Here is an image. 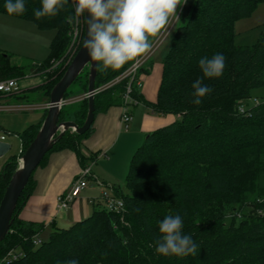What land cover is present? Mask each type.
<instances>
[{
	"label": "trees",
	"instance_id": "trees-1",
	"mask_svg": "<svg viewBox=\"0 0 264 264\" xmlns=\"http://www.w3.org/2000/svg\"><path fill=\"white\" fill-rule=\"evenodd\" d=\"M4 3L0 0V13L9 15ZM261 3L264 0H184L164 57L157 99L148 103L155 113L174 118L146 135L131 158L125 188L114 187L123 209L97 207L90 216L55 228L43 239L39 238L43 224L15 215L0 242V264H66L70 259L78 264H264V102L243 106L251 91L264 85V34L252 45L235 42L236 22ZM61 4L55 16L36 19L33 12L40 8V0H25L23 14L10 15L32 21L42 30L53 29L55 35L48 57L41 61L17 63L0 48V80L40 73L44 83L37 94L49 99L69 65L73 7L71 0ZM216 53L225 57L223 74L204 78L198 61ZM129 65L116 71L98 68L96 86L105 85ZM142 71L143 67L138 76ZM88 74L85 67L66 96L87 93ZM198 77L212 91L195 105L191 84ZM126 84L127 79L97 92L95 114L121 105ZM138 93L134 85L133 96L140 100ZM21 97L37 101L35 95ZM75 104L65 106L61 119L74 112L82 125L88 98ZM42 120L18 132L20 152L11 155L0 171V200ZM92 129L93 124L83 135L66 131L39 165L53 151L77 149ZM32 182L33 174L17 210ZM172 214L181 215L182 232L196 245L193 254L165 257L155 252L158 224Z\"/></svg>",
	"mask_w": 264,
	"mask_h": 264
},
{
	"label": "crops",
	"instance_id": "crops-1",
	"mask_svg": "<svg viewBox=\"0 0 264 264\" xmlns=\"http://www.w3.org/2000/svg\"><path fill=\"white\" fill-rule=\"evenodd\" d=\"M5 20L9 22V25L31 31L34 34L32 37L36 39H31L30 41H39V43L42 41V45L50 49L55 30L54 32L47 31L45 33L44 30L38 27V29L29 27L27 24L31 25L34 23L32 21L30 23L23 19V22L26 23L20 25L19 23H15L18 21ZM240 21L242 19L236 22V29L239 28ZM176 23L172 25L170 22L165 30H162L157 37L153 38L152 44L159 37H167ZM0 48L11 53L12 59L19 56L26 60H41L17 54L3 48V46H0ZM154 52L145 62L143 71L139 75L140 85L138 87V94L140 100L132 104L131 108L129 106L132 119L127 127H125L121 120L122 104L113 105L106 111L98 112L94 118L92 132L81 139L77 145V149H63L51 152L44 164L39 165L33 172L32 189L21 203L16 215L20 220L43 224V229L39 234L40 239L47 238L55 228L68 227L90 216L97 207H106L102 196L104 194L116 196L114 187H122L121 182L124 177L126 179L127 175L125 176V173L129 169L131 158L138 147L143 144L146 135L173 120V115L157 114L153 111L150 104H148L154 103L157 99L163 72V61L166 55L165 53L154 55ZM19 81L22 88L21 93L18 94L20 96L17 94L15 96L0 95V102H15L14 100H22V102L15 104L2 103L0 106L18 105L21 108H37L39 109V115L26 120L30 121L28 122L30 124L37 123L42 120L44 111L47 109L45 105L49 101V99L43 98L42 93L39 92L37 94L36 91L44 83L42 75L40 73L27 74L25 77L19 79ZM21 95H35L37 101H24L25 97H21ZM84 95L85 93L83 92H76L73 95L70 93V95L66 96V103L63 105V109L67 105L78 103L83 99ZM250 97L251 99L248 102L251 104H246L245 107L253 106L254 97L256 104L264 102V100L256 96L251 95ZM68 119L75 120L74 112H69ZM28 123L25 124L26 126L23 129L30 125ZM90 162L95 163V165H90L91 171L87 176V186L68 209H58L57 197L69 190L73 181L80 175L83 167L89 165Z\"/></svg>",
	"mask_w": 264,
	"mask_h": 264
},
{
	"label": "clouds",
	"instance_id": "clouds-1",
	"mask_svg": "<svg viewBox=\"0 0 264 264\" xmlns=\"http://www.w3.org/2000/svg\"><path fill=\"white\" fill-rule=\"evenodd\" d=\"M25 0H5L4 9L9 15L23 14ZM73 16H84L87 23V38L83 42L90 60L97 68L113 71L143 56L151 47V39L166 29L181 0H71ZM40 8L34 10L36 19L55 16L62 6L61 0H40ZM87 13V16L85 15ZM204 78L222 76L225 57L216 53L198 61ZM192 103L199 105L212 89L197 78L191 84ZM180 214L166 215L158 224L159 239L155 252L162 256L184 257L196 249L190 235L182 232ZM66 264H78L76 259Z\"/></svg>",
	"mask_w": 264,
	"mask_h": 264
},
{
	"label": "water",
	"instance_id": "water-1",
	"mask_svg": "<svg viewBox=\"0 0 264 264\" xmlns=\"http://www.w3.org/2000/svg\"><path fill=\"white\" fill-rule=\"evenodd\" d=\"M87 16V13L85 14ZM87 23L84 18V34L81 45L75 56L69 63L62 77L55 83L50 91L49 101L45 117L37 131L33 141L19 156L17 167L14 170L4 195L0 200V242L9 233L13 224L19 199L29 183V180L46 154L61 139L66 131L72 130L78 135L85 134L91 127L95 118V95L98 92L96 77L98 68L96 62L90 60L83 42L87 38ZM88 67V110L82 125L75 120L61 119L63 105H65L67 91L82 71ZM11 145L7 141L0 140V158L10 150Z\"/></svg>",
	"mask_w": 264,
	"mask_h": 264
},
{
	"label": "rangeland",
	"instance_id": "rangeland-1",
	"mask_svg": "<svg viewBox=\"0 0 264 264\" xmlns=\"http://www.w3.org/2000/svg\"><path fill=\"white\" fill-rule=\"evenodd\" d=\"M181 2L183 3L184 0H181ZM182 5L178 6L176 10L177 19L180 15ZM5 19H11V21H18L15 23H19L20 25L26 23V22H23L24 21L23 19L14 20V19H19V18H15L13 16H9L6 14L4 15L3 13H0V46H3V48H6L12 52H16L17 54L26 55V56H30V57L41 59V60H44L45 58L48 57L49 49L47 46L42 45V41H40V43L39 41H35V40H33L35 42L30 41L31 39H36L32 37L34 34L31 31H28L25 28H20V27H16L13 25H9L8 24L9 22ZM25 21L30 22L29 20H25ZM27 25L29 27H33L34 29L37 28V26L34 23H32L31 25H35V26H31L29 24ZM238 27L239 28L237 29L235 27V30L238 33V35L235 38L236 44L252 45L255 42H257L258 39L264 34V3L259 4L258 7L252 12L250 16L243 18L242 21H240ZM175 28H176V25L174 26L170 34H173ZM44 31L45 33L47 31L54 32L53 29H46ZM170 34L167 37L164 36L162 38L160 37L158 38V40L156 41V44L157 43L158 44L160 43V44L156 48L154 55L155 54L159 55L161 53H165V54L167 53L169 45H170V38H171ZM41 60H38V61H41ZM12 61L17 62V63H28V61H26L25 58L22 59L19 56L15 57ZM14 78H18V77H14ZM18 79H21V78H18ZM251 95L258 97L261 100H264V85L263 87L254 88L251 91ZM249 99H251V97L244 100L243 106H246V104L247 105L251 104L250 102H248ZM14 101L15 102L2 101L0 102V104L2 103L15 104L17 102L19 103L22 102V100H14ZM254 104H256L255 97H254L252 105ZM131 107H132V104L130 105V108ZM37 115H39V109L31 108V107L21 108L18 105H7L6 107H3L2 109H0V135L1 134L4 135L5 141L10 143L11 145V148L7 152V154H5L3 157L0 158L1 166L8 160V158L11 155L19 153L20 140H19V136L17 135V133L21 132L23 128L26 126L25 124L30 122L26 120H29ZM90 165H95V163L90 162L89 166ZM127 172H128V169H127ZM127 172L125 173V176L127 175ZM121 185L123 188H125V177L123 181L121 182Z\"/></svg>",
	"mask_w": 264,
	"mask_h": 264
},
{
	"label": "built area",
	"instance_id": "built-area-1",
	"mask_svg": "<svg viewBox=\"0 0 264 264\" xmlns=\"http://www.w3.org/2000/svg\"><path fill=\"white\" fill-rule=\"evenodd\" d=\"M72 3V2H71ZM178 20V19H177ZM173 24H175L176 18H173L170 21ZM170 24V23H169ZM83 34H84V16H80L78 18H74L72 20L71 24V30H70V43L67 50V63H70L73 57L75 56L76 52L78 51L81 42L83 40ZM160 44V43H159ZM156 44V41L151 45L150 49L140 58L132 61L130 65L122 71L119 75L111 79L109 82H107L105 85L98 88V92L105 89L112 87L121 81L127 79L126 89L123 94V103H122V115L121 120L125 127L128 126V123L132 119L129 106L131 104L137 103L138 99H136L133 96L134 91V85H137L139 87V76L138 72L139 70L144 66L145 62L148 60V58L152 55V53L156 50V48L159 45ZM22 90L21 84L18 78L9 77L5 79L0 80V95L8 96V95H14L20 93ZM88 93H85L83 98L87 97ZM66 103V100H65ZM47 105L45 107L47 108ZM6 106H0V109ZM0 140H5L4 135L0 136ZM2 166L0 165V171ZM91 167L89 165H86L83 167L80 175L73 181L71 187L68 191L64 192L63 194L59 195L57 197V205L58 209L64 210L68 209L72 203L75 201L76 198L79 197L81 191L87 186V176L90 174ZM103 201L105 202L106 208L111 211H120L123 209V201L121 198L111 195V194H104ZM35 243L39 242V239L36 238L34 240Z\"/></svg>",
	"mask_w": 264,
	"mask_h": 264
}]
</instances>
